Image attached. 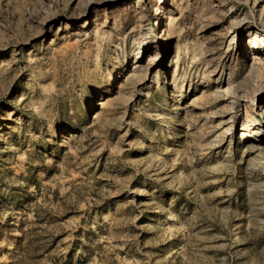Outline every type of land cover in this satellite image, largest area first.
I'll return each instance as SVG.
<instances>
[{
    "label": "rangeland",
    "instance_id": "374dc122",
    "mask_svg": "<svg viewBox=\"0 0 264 264\" xmlns=\"http://www.w3.org/2000/svg\"><path fill=\"white\" fill-rule=\"evenodd\" d=\"M0 264H264V0H0Z\"/></svg>",
    "mask_w": 264,
    "mask_h": 264
}]
</instances>
